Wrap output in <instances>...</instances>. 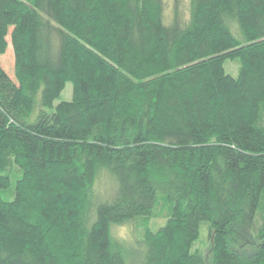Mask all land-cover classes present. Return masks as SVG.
<instances>
[{"label":"trees","instance_id":"1","mask_svg":"<svg viewBox=\"0 0 264 264\" xmlns=\"http://www.w3.org/2000/svg\"><path fill=\"white\" fill-rule=\"evenodd\" d=\"M260 217L264 0H0V264H264Z\"/></svg>","mask_w":264,"mask_h":264},{"label":"rangeland","instance_id":"2","mask_svg":"<svg viewBox=\"0 0 264 264\" xmlns=\"http://www.w3.org/2000/svg\"><path fill=\"white\" fill-rule=\"evenodd\" d=\"M239 69H240V62L239 60L236 61H228L225 64V71L228 75L232 77H237L239 74ZM73 98V85L68 84L66 86V89L62 93V96L59 100L55 102V105L58 106L62 102H70ZM10 173L13 179L19 178V171L17 170L16 167H11ZM15 188H16V183L13 181L12 187L10 190L3 192V197L7 201H13L15 198ZM165 206L163 203H160L158 207V211L161 214V217L158 219H138L136 221L124 224V225H118L113 227V237L128 245L129 247H137L139 249V241L141 240V237L143 235L144 230L149 227L150 229L156 231L160 227H162L165 224V216L167 213L165 212ZM263 219L264 217H260ZM261 219L258 220V225H262L264 223ZM208 225L205 223L202 225L201 233L203 234L201 240L195 245L194 252L199 251L201 254H203L206 259L207 263L206 264H211V259H212V243L209 240V237L207 236V233L205 232L206 228ZM236 245L240 246L242 250H248L252 251L256 249L257 244H255L254 240L249 241V244H246L244 242L242 243H237L234 242ZM244 243V244H243Z\"/></svg>","mask_w":264,"mask_h":264}]
</instances>
